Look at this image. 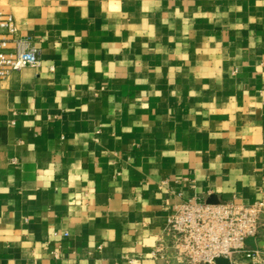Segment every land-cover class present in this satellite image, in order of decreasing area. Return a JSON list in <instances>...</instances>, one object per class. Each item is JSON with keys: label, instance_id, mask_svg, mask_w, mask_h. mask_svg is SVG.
<instances>
[{"label": "crops", "instance_id": "1", "mask_svg": "<svg viewBox=\"0 0 264 264\" xmlns=\"http://www.w3.org/2000/svg\"><path fill=\"white\" fill-rule=\"evenodd\" d=\"M0 12L42 52L0 88V264H159L182 199L264 200V0Z\"/></svg>", "mask_w": 264, "mask_h": 264}, {"label": "built area", "instance_id": "2", "mask_svg": "<svg viewBox=\"0 0 264 264\" xmlns=\"http://www.w3.org/2000/svg\"><path fill=\"white\" fill-rule=\"evenodd\" d=\"M41 53L31 39L19 34L15 17L0 12V88L12 72L39 66ZM263 216L264 200L245 204L209 202L198 196L182 199L151 256L159 264H217L219 259L227 264H264V247L248 244L261 234Z\"/></svg>", "mask_w": 264, "mask_h": 264}, {"label": "water", "instance_id": "3", "mask_svg": "<svg viewBox=\"0 0 264 264\" xmlns=\"http://www.w3.org/2000/svg\"><path fill=\"white\" fill-rule=\"evenodd\" d=\"M209 202H215V201H209ZM249 240H252V239H249ZM248 240V241H249ZM217 264H227V260H225V259H219L218 261H217Z\"/></svg>", "mask_w": 264, "mask_h": 264}]
</instances>
